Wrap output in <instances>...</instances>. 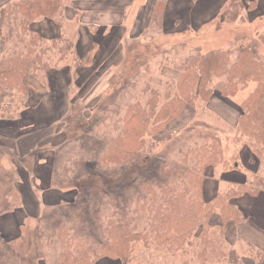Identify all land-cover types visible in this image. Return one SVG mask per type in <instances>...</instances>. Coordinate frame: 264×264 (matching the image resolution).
Returning a JSON list of instances; mask_svg holds the SVG:
<instances>
[{"label": "trees", "instance_id": "1", "mask_svg": "<svg viewBox=\"0 0 264 264\" xmlns=\"http://www.w3.org/2000/svg\"><path fill=\"white\" fill-rule=\"evenodd\" d=\"M71 2L10 0L0 9V38L13 46L0 56V120H13L25 107L29 96L25 84L28 75L48 80L55 59L63 62L71 55L75 57V67L81 64L73 40L64 37L48 40L32 29V23L40 18H50L63 25ZM161 2L157 0L154 7V21L161 14L157 13V9L161 12ZM229 12L226 9L223 14ZM124 54L126 58V51ZM175 62L174 68L180 74L172 79L163 95L153 88L145 104L116 102L117 95L103 110L99 103L96 108L102 110L100 118L82 134L69 136L71 127L66 124L73 117L62 121L67 138L55 151L53 185L75 190V197L70 202L44 207L31 241L24 242L22 235L20 244L14 243L0 231V264H38L37 258L45 257L42 251L47 243H56L59 248L57 264H96L105 258L127 264L134 252L133 244L139 242L176 251L196 243L201 264H205L209 252L218 258H229L231 264H242L243 259L235 251L226 255L224 250L216 248L218 243L211 238L209 228L220 227L217 237L220 243L226 242V223L244 219L232 200L244 193L264 190V175L256 176L252 183L233 184L212 201H206L203 194L206 169L219 165L227 168L228 163L223 140L215 133L217 129L204 121L197 120L180 129L207 130L199 132L204 142L191 149L194 163H190L189 152L181 161L159 164L155 157L143 153L147 137L162 132L188 106L194 107L200 99L208 105L215 94L233 98L250 82H255V89L239 105L240 115L234 128L239 146L243 142L249 144L256 158L264 159V60L257 44L251 43L206 53L198 48ZM128 76L129 73L125 79ZM222 77L225 86L218 90L214 79ZM107 123H111V129L107 127V133H100L99 127ZM83 125L77 122L73 128L81 130ZM91 135L101 138L99 150L96 145L90 147L87 140L98 139ZM238 156L243 160L244 153L238 151ZM147 159L154 166L149 176ZM8 171L0 164V188L7 187L0 192V216L22 206L15 184L11 185L12 172ZM177 183L180 189L176 188ZM215 209L222 220L217 226L210 221ZM72 215L77 217L78 225L71 221Z\"/></svg>", "mask_w": 264, "mask_h": 264}, {"label": "rangeland", "instance_id": "2", "mask_svg": "<svg viewBox=\"0 0 264 264\" xmlns=\"http://www.w3.org/2000/svg\"><path fill=\"white\" fill-rule=\"evenodd\" d=\"M70 1L72 0H69V2ZM161 1L162 0H158V3ZM191 1L192 0H174V3H177L176 6H174V10L178 13V17L181 19L180 23L175 21V23L164 24V14L168 0H163L161 12H158L157 9V13L161 14L155 18V21L153 20L154 7L157 0H155L153 4L151 16H146L142 11V14L138 17V21L136 22L135 13L137 7L128 8V13L120 16V18H122L121 22H124L122 25L126 27L122 39V65H110L102 73L96 84H94L86 94L82 93V91L79 92L80 90L76 85H72L73 92L71 94L75 99L69 105H65V108L69 107L68 112L59 120L65 122L68 118L73 117L70 123L66 124L68 127H71V129H67L70 131L69 136H74L79 133L82 134L83 130L89 129L91 125H93L92 123L94 120L100 118L103 108L110 104L116 95V102L135 103L136 101H139L143 104L147 103L153 88L161 91L163 95L167 88L172 84V79H176L180 74L174 68L177 63L175 61L187 56L195 49L201 48L202 52L206 53L211 50H228L231 48H237L239 45L246 46L251 43H256L260 57L264 60V0H227L219 12L215 9L214 18L211 22L209 21V23L205 25L188 24L191 12L190 8L192 7ZM203 2L205 3L204 6H206L207 4L211 5L214 2L220 4L221 0H208L207 2L204 0ZM136 3L139 5L142 3V0H137ZM79 8L84 11V13L87 11L84 7L79 5V1L77 0L75 7H72V11L75 9L74 11L77 12V14H82ZM226 9L230 10L228 15L223 14ZM170 15L171 12H169V16ZM97 18L98 16H92V19L98 20ZM90 27L94 32L99 29L104 32V35L110 34L111 36L116 34L119 35L120 28L122 31V27H118V31H116L115 29L117 26L110 25L106 30L103 28L106 26H100V28L97 25ZM12 48V44L7 43L0 38V56L2 53H7L8 50ZM124 51H126V58ZM122 53L120 54L121 58ZM58 62L60 63L58 58L55 59V65L53 67L54 72L52 74V76H56V79L58 78L60 70L64 68L61 65L58 69ZM62 63L75 67L74 55L69 56ZM125 65L126 67L124 69L123 67ZM68 69L69 71L71 70L70 68ZM75 73V77L72 78L71 84H74L73 80H77L79 74H82L81 71H79L78 74L76 71ZM128 73L129 76L125 79ZM40 74L45 77V74ZM30 76L31 77L27 76V78H25L27 82L28 79H33L35 82L41 80L45 81V79L33 74ZM69 76L72 77V74L69 73ZM122 76H124L125 80H123ZM214 82L216 89L218 90L223 89L225 86L224 77L215 78ZM44 85L46 86V90H48L49 85H47V83H44ZM255 87L256 83L250 82L247 88L239 90L236 95L230 99L215 94L213 95L214 99L212 98L208 105L202 99L198 100L194 107L188 106L184 113L172 123L168 124L162 132L155 135H149L146 139L147 148L143 154L148 157H155L156 164H159L164 161H181L182 157H184L183 155L189 152L188 158L190 163H194L195 155L191 153V149L196 148L204 142V139L199 138V132L204 133L207 130H204L206 128L202 129L198 127L192 132H186L185 130L182 131L180 129L187 124L191 125L197 120L204 121L217 129V132H214L218 133L223 140L222 148L224 151V157L228 163L227 168L219 165L215 167L210 166L206 169V185L205 188H203L204 199L206 201H212L215 198L213 197L214 195L217 197L218 194L220 195L229 189L230 186H232V184L229 183L231 180L239 182L236 184H241L246 181V178L251 182L256 176L262 177V175H264V173L261 172L264 169V159H257L251 151V146L249 144H245V146L243 142V145L239 146L240 142L236 136V130L231 126V120L236 118L240 111L239 105L251 94ZM27 90L29 93L28 86ZM32 92H35L34 85L30 87V93ZM80 96L81 98H79ZM26 102L24 103L25 105ZM98 104L102 105V110L96 108ZM16 106H18V104H16ZM77 122L85 124L83 125L84 129L81 127V130L78 128L75 130L73 127ZM110 124L111 123L102 124V127H99L100 133H107V127L108 130L111 129ZM176 131L178 133H176ZM91 136L98 139L87 140L89 141L90 147L96 145V149L99 150L100 144L98 142H101V138L95 135ZM238 151L244 153V157H242L243 160L239 158ZM231 156L233 158H231ZM12 158H14L12 155L2 151L0 153V164L4 167L6 164L10 163ZM235 160L237 161L235 162ZM148 162L149 160L147 159L145 164ZM148 167L150 168L148 171L149 176L152 173V168L154 166L150 165L149 162ZM5 169L9 170L7 168ZM232 172L235 173V176H232ZM14 174L15 173H11L12 179ZM243 174L246 175L245 181H243ZM148 181H150L149 177L147 182ZM14 182L15 179L11 184L12 186H14ZM211 184L212 186L209 188ZM52 187L58 188L53 184ZM36 188L40 190L39 188L41 187L36 185ZM176 188H181L179 183L176 184ZM0 189H2L0 190L1 192L6 190L7 187L1 186ZM215 189L216 193L214 194L213 192ZM39 192L40 191L37 193L39 194ZM1 197L2 195H0V198ZM65 201L69 200L67 199ZM232 203L234 204V200H232ZM94 208H98V204ZM21 212V207H18L13 211L4 213L0 216V228L3 230L5 228L11 230L12 223L15 224L12 231L7 232V234L3 233L5 239H8L9 235L12 236V234H18L16 237L23 235L25 242L26 239L31 241L35 235L36 232L34 230L38 225L42 212L38 217L19 216V214H22ZM219 213L220 212L216 209L215 212L212 213L210 218L211 224H216V226L222 224ZM14 215H16V217L11 219ZM71 221L78 225V220L75 215L71 216ZM242 221H244V219H242ZM237 223L238 222L233 221L226 223V242L223 243H220L219 237H217L220 233V227L209 228V231L212 234L211 238L218 243L216 248L224 250L226 255L229 254L230 251H235L238 257L243 259L242 264H260V262L264 260V255L262 256L264 251L254 247L252 244L251 246H248L247 243L240 241L239 236L237 237V235L233 234L232 226H235L236 228ZM11 241L20 244L19 237ZM58 249L56 243H47L45 245V251H42L45 257H38L37 263L57 264V261L59 260ZM133 251L130 262L127 264H181L183 262L201 264L202 262L198 257V247L196 243L185 245L181 250L176 251L168 250V248H165L164 246L158 247L154 243L144 244L139 242L133 244ZM96 264L125 263L119 259L111 260L105 258L99 260ZM205 264L231 263L229 258H218V256L209 252Z\"/></svg>", "mask_w": 264, "mask_h": 264}, {"label": "crops", "instance_id": "3", "mask_svg": "<svg viewBox=\"0 0 264 264\" xmlns=\"http://www.w3.org/2000/svg\"><path fill=\"white\" fill-rule=\"evenodd\" d=\"M9 1L0 0V8ZM76 1L72 0V7H75ZM78 1L79 5L87 10L85 13L79 8L82 14L74 15L75 9L72 11V7H68L70 15L66 13L67 18L63 25L50 18H40L32 24V29L48 40L63 37L73 40L75 53L81 60V64L74 67L58 62L57 68L59 69L61 65L64 68L60 70L57 79L55 75L45 81L36 79L39 82H35L33 79H28L27 82L25 79L29 89L25 107L19 111L13 120H0V153L4 151L14 157L4 168L16 174L13 177L15 179L14 184L22 201V214L19 216L38 217L44 207L60 204L67 199L69 201L74 199L75 190H62L52 187L55 151L67 138L66 125L59 120L68 112L69 107L65 108V105H69L75 99L71 94L73 92L72 85H76L80 90L79 92L82 91L86 94L110 65H122V39L126 27L122 25L124 22H121L120 16L126 15L128 8L137 7L135 13L137 22L142 11L146 16H151L155 2V0H142V3L138 5L137 0ZM203 1H191L192 7L190 8L188 24H208L214 18L215 9L219 12L227 0H221L220 4L214 2L206 6H204ZM176 4L174 0H168L164 24L175 23V21L180 23L181 19L174 10ZM169 12H171L170 16ZM93 15L98 16V20L92 19ZM96 25L99 28L106 26L103 27L104 30L109 25L117 26L116 31H118V27H122V31L120 28V36L117 34L104 35V32L99 29L96 32L90 29V26ZM121 53L122 58L120 57ZM68 68L71 70L69 71ZM75 71L77 74L81 71L82 74H79L77 80H73L74 84H71L72 78L76 74ZM51 72L53 74V68ZM69 73L72 74V77L69 76ZM30 75L28 76L31 77ZM44 83L49 85L48 90H46ZM32 85H34L35 92L30 93ZM239 115L240 111L236 118L231 120L232 127H235ZM261 172L264 173V169ZM231 174L235 176L234 172ZM245 178L246 175H244L243 181ZM229 183L233 185L239 182L231 180ZM244 183H248V178L241 184ZM36 185L41 187L40 190L36 188ZM38 191H40L39 194ZM233 200L234 204L242 211L244 218V221L236 224L235 229L232 226L233 234L239 236L241 242L247 243V245L252 244L264 251V190H259L255 194L244 193ZM15 217L16 215L11 219ZM14 226L15 224L12 223L11 230L0 228V231L2 234H7V232L12 231ZM17 235H9L7 240H14L21 236L16 237Z\"/></svg>", "mask_w": 264, "mask_h": 264}]
</instances>
